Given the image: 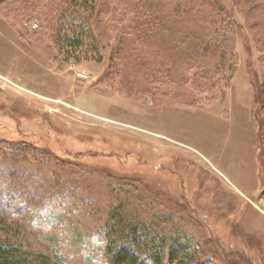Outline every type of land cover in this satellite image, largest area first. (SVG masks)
Instances as JSON below:
<instances>
[{
    "label": "rangeland",
    "instance_id": "rangeland-1",
    "mask_svg": "<svg viewBox=\"0 0 264 264\" xmlns=\"http://www.w3.org/2000/svg\"><path fill=\"white\" fill-rule=\"evenodd\" d=\"M16 1L0 2V142L43 155L0 161L21 195L1 188L0 242L23 264H107L124 205L204 248L191 264H264V0H144L152 47L98 3V60H68L47 9Z\"/></svg>",
    "mask_w": 264,
    "mask_h": 264
},
{
    "label": "trees",
    "instance_id": "trees-1",
    "mask_svg": "<svg viewBox=\"0 0 264 264\" xmlns=\"http://www.w3.org/2000/svg\"><path fill=\"white\" fill-rule=\"evenodd\" d=\"M3 1L5 0H0V2ZM21 1L26 4V7L31 2L47 9L49 23L54 27L52 38L55 41V46L68 60L73 58L77 60L99 59L100 52L97 41L89 25L98 3L100 8L97 11L100 9L111 10L118 6L125 8L124 14L128 12L127 14L133 16L131 23L135 26L133 33L134 37H137L136 41L142 39L152 47L154 44L162 46L161 43L165 39L161 15L148 7L144 0H141V3H131L129 0H44L48 2L47 8L44 7V2H41L43 0H17L16 2L21 4ZM169 50L172 51V49ZM199 51L189 53L188 58L195 59L200 53ZM164 57L166 58L165 55ZM167 58L171 57L167 56ZM165 64L163 62L161 66L164 68ZM168 70L169 68L164 70L167 80ZM38 152L36 147L27 144L6 145L5 142H0V161L18 162L26 165L29 160L40 161L34 155ZM39 154L43 155V152H39ZM43 157L48 161L51 158ZM1 175L3 174L0 172V191L4 185V188H7L9 192V197H5L8 202L12 200L17 202L21 195L16 194L19 189L18 183L14 182L16 178L7 173L2 180ZM8 184L10 185L6 187ZM12 195H14V199ZM104 235L106 238L104 257L107 264H191L194 255L204 249L199 244L194 246L188 240L183 241L180 238L168 237L153 231L139 217V214L124 205L111 208L105 223ZM0 264H23V262L17 250L0 242Z\"/></svg>",
    "mask_w": 264,
    "mask_h": 264
}]
</instances>
